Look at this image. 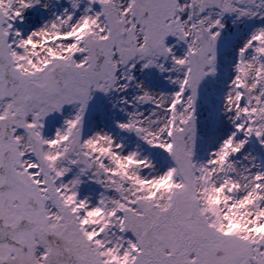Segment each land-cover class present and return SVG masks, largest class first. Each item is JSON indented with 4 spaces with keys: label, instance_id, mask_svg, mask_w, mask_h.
I'll list each match as a JSON object with an SVG mask.
<instances>
[{
    "label": "snow or ice",
    "instance_id": "1",
    "mask_svg": "<svg viewBox=\"0 0 264 264\" xmlns=\"http://www.w3.org/2000/svg\"><path fill=\"white\" fill-rule=\"evenodd\" d=\"M0 264H264V0H0Z\"/></svg>",
    "mask_w": 264,
    "mask_h": 264
}]
</instances>
